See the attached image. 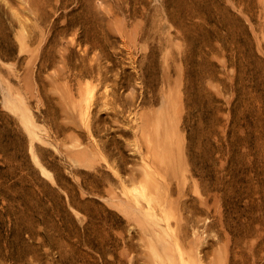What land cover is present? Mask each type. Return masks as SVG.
Returning <instances> with one entry per match:
<instances>
[{
    "label": "rangeland",
    "instance_id": "374dc122",
    "mask_svg": "<svg viewBox=\"0 0 264 264\" xmlns=\"http://www.w3.org/2000/svg\"><path fill=\"white\" fill-rule=\"evenodd\" d=\"M0 264H264V0H0Z\"/></svg>",
    "mask_w": 264,
    "mask_h": 264
}]
</instances>
